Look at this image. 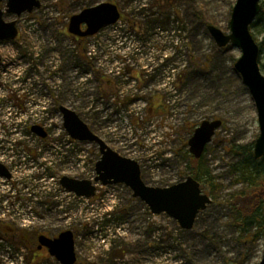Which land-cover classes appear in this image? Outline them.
Returning a JSON list of instances; mask_svg holds the SVG:
<instances>
[{
    "label": "rangeland",
    "instance_id": "1",
    "mask_svg": "<svg viewBox=\"0 0 264 264\" xmlns=\"http://www.w3.org/2000/svg\"><path fill=\"white\" fill-rule=\"evenodd\" d=\"M100 2L115 3L120 19L74 39L70 16ZM234 3L42 0L29 13L5 15L16 21L18 35L0 43V162L12 173L10 180L0 177V219L35 237L71 230L79 264H258L262 236L253 240L255 228L236 226L226 206L244 186L233 149L254 143L257 114L234 69L239 49L218 47L207 30L214 25L228 33ZM250 32L262 43L264 63V12ZM60 105L114 151L138 161L142 180L154 187L189 175L194 128L221 119L202 156L219 186L192 229L152 214L122 183L98 184L89 198L63 190V175L93 179L100 153L95 144L70 139ZM35 121L50 132L47 142L30 132ZM28 263L60 264L45 250L0 238V264Z\"/></svg>",
    "mask_w": 264,
    "mask_h": 264
},
{
    "label": "water",
    "instance_id": "2",
    "mask_svg": "<svg viewBox=\"0 0 264 264\" xmlns=\"http://www.w3.org/2000/svg\"><path fill=\"white\" fill-rule=\"evenodd\" d=\"M41 0H0L4 8H0V42L14 39L18 33L16 21H6L5 15L19 16L38 8ZM261 11L260 0H235L232 8L229 32L225 33L214 25L207 30L218 47L228 44L236 47L240 55L234 63V69L247 88L255 105L259 134L253 144L256 159L264 155V73L260 67V48L250 32V25ZM120 17L116 4L101 2L81 10L70 17L68 32L79 37L94 35L100 29L114 24ZM86 26L81 30V25ZM63 126L67 134L75 140L95 144L100 158L95 164L94 182L102 185L123 183L130 190L132 197L145 203L152 214L165 213L173 218L182 229H192L197 215L212 202L202 191L200 183L188 175L184 180L170 186L154 187L147 185L141 178L138 162L124 157L109 147L102 138L95 134L79 115L66 106H60ZM222 125L221 119L202 120L193 130L188 139L189 153L196 159L200 158L206 146L211 142L215 132ZM32 130L44 137L45 132L34 126ZM0 174H10L0 164ZM61 186L77 196L91 197L95 193V185L88 179H77L63 175ZM39 247L45 246L51 256L61 264L76 262L74 235L71 230L61 231L56 237L39 235ZM258 264H264V252Z\"/></svg>",
    "mask_w": 264,
    "mask_h": 264
},
{
    "label": "trees",
    "instance_id": "3",
    "mask_svg": "<svg viewBox=\"0 0 264 264\" xmlns=\"http://www.w3.org/2000/svg\"><path fill=\"white\" fill-rule=\"evenodd\" d=\"M2 6L3 4L0 2V8ZM262 12H264V6L258 15L261 16ZM261 47L262 43L259 44L260 51ZM260 67L264 73V63L260 62ZM233 150L240 157V161L235 164L234 169L239 172V182L244 186L236 190L226 200V206L232 209L236 226L243 230L255 228L254 234L249 236H252L253 240L262 236L264 242V155L256 159L253 153V144L237 145ZM202 156L196 159L188 154L187 168L189 175L199 181L202 189H206L208 195L211 196L219 185L213 183L211 172L204 165ZM0 236L13 244L25 246L30 251L35 250L34 235L24 228L9 224L1 219ZM76 264L79 263L76 262Z\"/></svg>",
    "mask_w": 264,
    "mask_h": 264
},
{
    "label": "flooded vegetation",
    "instance_id": "4",
    "mask_svg": "<svg viewBox=\"0 0 264 264\" xmlns=\"http://www.w3.org/2000/svg\"><path fill=\"white\" fill-rule=\"evenodd\" d=\"M85 28H86V26L83 24V25H81V30H85ZM73 37H74V39H78V38H81V37H78V36H75V35H72ZM35 125L34 126H39V127H42V128H44L43 130H44V132L46 133V136L44 137V138H42V139H40L41 141H44V142H47L48 140H49V138H50V136H51V134H50V132L47 130V128L45 127V124L44 123H42V122H40V121H36L35 123H34ZM55 126H53V128H54ZM57 140L59 141V137H57ZM60 178L61 177H59V182H60ZM75 198H79V197H77V196H75V195H73ZM59 234V233H58ZM57 234V235H58ZM39 235H45V236H47V237H56V236H48V235H46V234H44V233H42V234H39ZM37 238H38V235H37V237H35V241H34V245H35V250L36 251H43V250H45V251H47V253H49L48 252V249L45 247V246H41V247H39V243H38V240H37ZM74 244H75V240H74Z\"/></svg>",
    "mask_w": 264,
    "mask_h": 264
}]
</instances>
